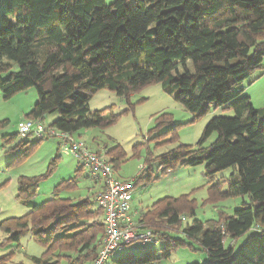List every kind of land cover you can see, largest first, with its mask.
Wrapping results in <instances>:
<instances>
[{"label":"trees","instance_id":"trees-1","mask_svg":"<svg viewBox=\"0 0 264 264\" xmlns=\"http://www.w3.org/2000/svg\"><path fill=\"white\" fill-rule=\"evenodd\" d=\"M263 59L264 0H134L131 4L127 0L110 4L106 0H0V93L9 99L36 88L38 100L27 118L44 122L48 114L57 112L58 118L48 126L71 133L109 127L119 115L91 111L89 93L108 88L130 102L134 92L152 83H161L196 117L212 106L234 111L232 116L213 117L197 146L181 143L160 156L163 175L181 162L206 163L210 179L234 167L238 175L228 189L221 191L214 184L210 191L224 198L250 196V203L233 215L195 221L182 229L208 253L206 264H264V110L256 109L238 87ZM214 132L216 140L205 146ZM18 135H4L5 144ZM43 139L25 148L12 164L28 156ZM95 150H105L113 168L118 164L120 150L115 158L107 146ZM58 160L59 156L54 158L51 167ZM83 169L84 165L78 171ZM145 170L146 165L141 168ZM142 177L133 178L134 189ZM146 177L151 179L153 173L147 172ZM40 181L41 177L18 179V198L30 206V212L3 220L0 228L13 241L31 233L44 247L43 256H30L28 264H95L105 232L103 209L99 207L103 220L97 225L88 222L89 196L60 197L61 190L77 186L76 177L60 183L49 200L34 204ZM95 183L101 188L97 196L105 187L101 179ZM189 198L190 194L165 197L132 215L141 228L151 229L154 238L163 242L164 258L186 246L171 239L169 232L181 229L183 212H195V200ZM160 220L167 223L164 228ZM251 229L255 232L237 250L233 243L225 245ZM133 246L143 252L130 249L109 264H150L159 259L147 243ZM0 264L16 263L8 254L0 257Z\"/></svg>","mask_w":264,"mask_h":264},{"label":"rangeland","instance_id":"rangeland-1","mask_svg":"<svg viewBox=\"0 0 264 264\" xmlns=\"http://www.w3.org/2000/svg\"><path fill=\"white\" fill-rule=\"evenodd\" d=\"M114 1L106 0L108 4ZM133 1L127 0L129 4ZM238 87L242 88V95L249 96L254 107L262 113L264 59L261 66ZM89 95L91 111L106 110L107 117L115 114L119 115L118 119L109 127L85 128L73 134L75 138L84 140L87 145L95 149L107 146L112 150V158L118 156L120 150L121 157L118 164L114 163L115 168H113L116 175L124 179L143 176L133 190L131 203L133 212L147 211L165 197L190 194L189 199L195 200V212L192 213L190 210L183 212L181 229L169 232L171 239L184 241L186 246L178 247L169 258H164L161 255L164 244L154 238L153 241L147 242V248L151 251L157 250L159 259L150 264L208 263V253L199 242L185 235L182 229L195 221H219L223 216L233 215L236 209L244 206V203H250V196L246 194L224 198L215 196L210 191L214 184H217L221 191L227 190L230 180L238 175L234 167L221 170L210 179L206 172V163L190 165L181 162L176 168L163 175L160 156L181 143L197 146L206 125L213 117L232 116L234 111L212 106L206 114L196 117L175 99V94L167 93L161 83L142 87L130 96V102L108 88ZM37 100L38 93L34 87L17 92L9 99H5L0 93V122L7 121L6 125L0 126V223L7 218L20 217L30 212V206L18 198V179L21 176H28L41 177L37 194L32 198L34 204L49 200L60 183L76 177L77 186L61 190L59 195L72 200L89 196L92 204L88 211V222L95 221L98 225L103 220V213L97 201L92 199L97 198L95 194L101 188L95 183L96 179L91 176L87 167L84 166L82 171H78L83 163L58 137L43 139L28 156H23L12 164L25 148L39 139L35 135L22 136L19 132V122L32 110ZM58 116L57 112L50 113L45 117L44 123L49 125ZM174 126L175 129L171 131ZM14 133H19L18 137L10 144H5L3 136ZM216 138L217 133L214 132L206 139L204 145L209 147ZM20 142L24 144L20 145ZM57 156H59L57 166L51 167V161ZM189 160V158L185 159V161ZM144 165L146 170L141 171ZM149 171L153 173L151 179L146 177ZM161 224L164 228L167 223L162 220ZM254 232L255 229H251L233 242L228 239L225 245L229 246L233 243L237 250ZM8 235L0 228V257L10 254L13 263L28 264L31 262L30 256H43L44 247L33 239L31 233L22 236L19 241L9 240ZM130 249L136 254L143 252L139 247L128 246L123 250L114 251L105 264H109L112 259L122 256Z\"/></svg>","mask_w":264,"mask_h":264},{"label":"built area","instance_id":"built-area-1","mask_svg":"<svg viewBox=\"0 0 264 264\" xmlns=\"http://www.w3.org/2000/svg\"><path fill=\"white\" fill-rule=\"evenodd\" d=\"M19 132L22 136L58 137L90 170L91 176L103 182L105 188L97 195L96 201L104 211L105 232L102 249L95 264H104L116 250L154 240L153 231L141 228V224L130 214L134 180H124L115 174L105 150L97 152L84 140L75 138L73 133L49 127L38 118L24 117L19 122Z\"/></svg>","mask_w":264,"mask_h":264},{"label":"crops","instance_id":"crops-1","mask_svg":"<svg viewBox=\"0 0 264 264\" xmlns=\"http://www.w3.org/2000/svg\"><path fill=\"white\" fill-rule=\"evenodd\" d=\"M46 138H48V137H46ZM92 149L95 150V148H93V147H92ZM95 151H96V150H95ZM119 177H120V176H119ZM94 181L96 182V180H94ZM130 214H131V216H132V215H135V214H139V212H138V211H137V212H133V210H131V211H130ZM136 216H137V215H136ZM132 217H133V216H132ZM133 219H134V218H133Z\"/></svg>","mask_w":264,"mask_h":264}]
</instances>
